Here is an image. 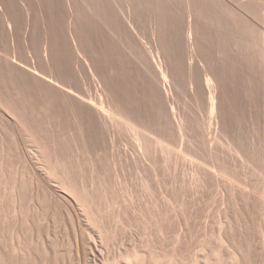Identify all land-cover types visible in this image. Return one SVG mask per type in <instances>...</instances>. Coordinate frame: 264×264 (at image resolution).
I'll list each match as a JSON object with an SVG mask.
<instances>
[{"label": "rangeland", "instance_id": "374dc122", "mask_svg": "<svg viewBox=\"0 0 264 264\" xmlns=\"http://www.w3.org/2000/svg\"><path fill=\"white\" fill-rule=\"evenodd\" d=\"M263 16L264 0H0V264H264ZM50 139L62 176L105 193L99 230L45 168Z\"/></svg>", "mask_w": 264, "mask_h": 264}, {"label": "bare ground", "instance_id": "6f19581e", "mask_svg": "<svg viewBox=\"0 0 264 264\" xmlns=\"http://www.w3.org/2000/svg\"><path fill=\"white\" fill-rule=\"evenodd\" d=\"M263 18H264V16H263ZM2 98H3V97H2ZM4 99H5V98H4ZM4 99H3V100H4ZM0 100H1V102H2V99H0ZM4 102H6L5 105L7 106L9 103H11L10 105H12V103L14 102V100H11V102H9L8 104H7V102H8L7 99L4 100ZM4 102H3V103H4ZM14 104H15V103H14ZM14 104H13V105H14ZM13 105H12V107H10V108H9V106H7V107L9 108V110H11V108H12V109H15L16 106H17V107L19 106V105H17V103L15 104V105H16L15 107H14ZM19 108H20V107H18V109H19ZM18 109H15V110H13V111L15 112V111L18 110ZM20 109H21V108H20ZM20 109H19V110H20ZM23 110H24V109L15 112L16 117H18V120H19L20 118L23 119V118H25V117H26V118H29V117L26 116V114H22L23 117H22V116L19 117V114H18L17 112L20 113V112L23 111ZM26 111H27V110H26ZM11 112H12V110H11ZM12 113H13V112H12ZM20 120H21V119H20ZM23 120L26 121L27 123H29L28 120H30V119H28V120L23 119ZM35 120H36V119H35ZM37 121H39V119H38ZM41 121H42V120H41ZM41 121H39V122H38L39 124H36V125L41 126L40 124H42V123H43V125H44V122H41ZM21 122H22L21 124H23V121H21ZM26 122H24V123H26ZM40 122H41V123H40ZM35 123H36V122H35ZM26 125H27V124H26ZM31 125L34 126L32 121H31ZM31 125H30V126H31ZM36 125H35L34 127L30 128V130L32 129V131H33V130L35 131L36 129H40V127L37 128L38 126L36 127ZM45 125L47 126V123H45ZM45 125H44V126H45ZM48 125H50V123H48ZM21 126H22V125H21ZM23 126H24V124H23ZM27 126H29V125H27ZM44 126H42V127L44 128ZM25 127H26V126H25ZM35 127H36V129H34ZM22 128H23V127H22ZM27 128H29V127H27ZM46 129H47V127L45 128V130H46ZM27 130H28V129H27ZM30 130H29V132H31ZM45 130L43 131V130L40 129L41 132L43 131L42 133H44ZM25 131H26V130H25ZM47 131H48V130H46L45 135H46L47 138H48V135H47V134H50V130L48 131L49 133H48ZM26 132H27V131H26ZM36 132L38 133L39 130H38V131L36 130V131L34 132L35 135H37ZM41 132H39V134H40ZM34 133H33V134H34ZM27 134H28V133H27ZM30 134H32V132H31ZM30 134H29V135H30ZM223 134H224V133H223ZM29 135H28V138H29ZM43 135H44V134H43ZM224 136H225V135H224ZM33 137H34V135H33ZM33 137H32V139H33ZM35 137H36V136H35ZM49 137H50V136H49ZM36 138H37V137H36ZM44 138H45V136L43 137V139H44ZM226 138H228V137L226 136ZM37 139H38V138H37ZM53 139H54V138H53ZM53 139H52V140L50 139V140L53 141ZM30 140H31V139H30ZM34 140H35V138H34ZM59 140H60V139H59ZM227 140H228V141H229V140L233 141V139H231V138H230V139H229V138L226 139V141H227ZM31 141H32V140H31ZM35 141H37V140H35ZM54 141H55V139H54ZM54 141H53V142H54ZM228 141H227V142H228ZM32 142H34V141H32ZM38 142H39V141H38ZM38 142H37V144H38ZM44 142H45V141H44ZM53 142H52V143H53ZM227 142H226V143H227ZM233 142L235 143V141H233ZM238 142H239V140H238ZM34 143H36V142H34ZM52 143H51V144H50V143H48V144L45 143L46 145H42V146H41V147H42V148H41V149H42V152H43V151L46 152V156H45V158H43V160H45V162H44V163H45V164H44V165H45V168H48L49 166H50V167L52 166V167H51V172H53V170H57L55 173H56V174H59V176H57L56 174H55L56 176H55V175H54V176L57 177V178L62 177V180H59L60 183H62V181H64V182L66 181V184L68 183V186L65 187V189H67V190H68V189L71 190V191L68 190L70 194L73 193L72 191L76 192L77 189H78V190L80 189L81 191L83 190L82 193H79V191H77V193H78L77 195L81 196L82 201L84 202V203H82L84 207L81 205V206L83 207V209L85 208V206L87 207V212H86L87 214H86V215H88V220L90 221V222H88V221H87V222H88V223H91V224H95V222H97V217H98V219H99V218H100L99 215L103 213V212L99 213V210H100L102 207H100V206H98V205L103 204V203L100 204V202L105 201V200L107 199L105 195L103 196V194H105V193L102 192L103 194H101L102 197H105V198H106L105 200L102 199L101 196H99V197H101V198H98V195L100 194L99 192H96V193H98V194H97V197H96V193H95V195L93 194L92 196H89V195H91V194H89L90 191L86 192V189H85V188H87V187H85V186L83 187L82 185H81V186H82V187H81V186H78L77 184H73V183H75V181L73 180V178H72L71 176L66 175V174L64 173L65 178H66L67 176H69V177L72 178V180H70V178H68V177H67V179H69L70 183L67 181V179H64V180H63V177H64V176H62V175L60 174V170H59V168H61L62 166H63V168H64V167L66 168L67 165H65V164H67V163H65V160H64V158H63L62 156H61L62 159L60 158L59 155H62V154H59V155H58V153H59V151H60V150H58V149H59L60 147H62V146H60L59 142L57 141L56 143H58L59 145H56V143L54 142V143H55L54 145H56V147H57V148H55L54 146H52V145H53ZM234 143L231 142V144H232V146H233L232 149L235 148V149H233V150H237V147H239V146L241 145V143L237 146L238 143L236 142V143H235V144H236L235 147H234V145H235ZM242 143H243V142H242ZM39 144H40V142H39ZM39 144H38V145H39ZM231 144H230V145H231ZM48 145H49V146L51 145L52 150H55V149L58 150V151H57V150L54 151V153L57 152V153H56V154H57V157H53V156H55L56 154L54 155V153H53V155H52L51 152H49V149H46V146H48ZM226 145H227V147L230 146L229 143L226 144ZM242 146H243V144H242ZM242 146H240V147H241V150H242V148H243ZM37 147H38V146H37ZM39 147H40V146H39ZM58 147H59V148H58ZM240 147L238 148L237 151H241V150H239ZM244 147H245V146H244ZM39 149H40V148H39ZM230 149H231V148H230ZM230 149H229V150H230ZM232 149H231V150H232ZM233 150H232V151H233ZM243 151H245V150H243ZM243 151H241L242 154L245 153V152H243ZM38 152H39V151H38ZM52 152H53V151H52ZM61 152H62V149H61ZM228 152H229V151H228ZM236 153H238V152H235L234 154L236 155ZM239 153H240V152H239ZM39 154H40V153H39ZM231 154H233V152H232ZM234 154H233V156H235ZM248 154H249V153H248ZM40 155H41V154H40ZM237 155H239V154H237ZM248 160H249V158H248ZM259 160H260V161L257 162V164H256L255 161H254V163H255L256 165L259 164L260 166H261V165L263 166V164H262V162H261L262 159H259ZM66 161H67V160H66ZM262 161H264V160H262ZM41 162H42V161H41ZM250 162H251V160H250ZM260 162H261V164H260ZM42 163H43V162H42ZM68 163H69V162H68ZM263 163H264V162H263ZM46 164H47V165H46ZM256 165H255V166H256ZM259 165H258V166H259ZM46 166H48V167H46ZM53 166H54L55 168H58V169H52ZM56 166H57V167H56ZM58 166H60V167H58ZM69 166H70V164H69ZM47 171H48V170H47ZM58 171H59V172H58ZM66 171H67V173H69V172H68V171H69L68 167H67V169H65L64 172H66ZM49 173H50V172H49ZM61 173H62V172H61ZM53 174H54V172H53ZM69 174H70V173H69ZM60 175H61V176H60ZM70 175H71V174H70ZM52 176H53V175H52ZM71 181H72L73 183H71ZM70 185H71V186H70ZM74 185H75V186L77 185V186L75 187ZM63 186H64V184H62V187H63ZM73 187H74V188H73ZM77 187H78V188H77ZM63 188H64V187H63ZM75 188H76V190H75ZM84 189H85V192H84ZM67 190H65V191H67ZM87 190H88V188H87ZM81 191H80V192H81ZM83 192H84V193H83ZM92 197H94V200H93V201L90 200V198L93 199ZM95 197H96V199H98V201L95 200ZM76 198H77V197H76ZM76 198H75V199H76ZM99 199H101L102 201H99ZM89 200L92 201V202H90ZM76 202H78V201H76ZM93 202H95L96 204H98L97 207H96V204L94 203V204H95V207H96L98 210H97L96 208H94V204H93ZM98 202H99V203H98ZM78 203H79V202H78ZM103 205H104V204H103ZM103 205H102V206H103ZM81 206H80V207H81ZM99 207H100V209H99ZM97 211H98V213H97ZM101 211H103V210L101 209ZM96 213H97V214H96ZM98 214H99V215H98ZM100 216H101V215H100ZM102 216H103V215H102ZM102 216H101V217H102ZM100 219H101V218H100ZM101 220H102V219H101ZM101 220L98 222L99 224L96 223V224H98V225L95 224V225H96L95 227H97L98 230H99V226H101V225H100ZM93 222H94V223H93ZM102 232L104 233L105 230L102 231ZM104 235H105V234H104ZM104 235H103V236H104ZM103 236H101V237H103ZM105 236H106V235H105ZM105 238H106V237H104V239H105ZM216 238H217V237H216ZM218 238H219V237H218ZM107 239H108V237H107ZM107 239H105V240H107ZM217 240H218V239H217ZM218 241H219V240H218ZM218 243L220 244V242H218ZM211 248H212V247H211ZM213 249H215V248L213 247ZM208 250H209V249H208ZM208 250H207V252H208ZM217 250H218V249H217ZM213 252H214V250H213ZM218 252H219V251H218ZM209 253H210V251H209ZM89 255H90V254H89ZM197 255H198V254H197ZM207 255H209V254H207ZM93 256H94V255H93ZM91 257H92V256H91ZM86 259H87V258H86ZM88 259H89V258H88ZM212 259H213L212 255H209V256L205 257L204 259H202V258L199 257L198 260H197V261H198L197 264H219V262L215 261L216 259H213V260H212ZM91 260H92V259H91ZM88 261H89V260H87V262H88ZM92 263H93V262H92ZM92 263H91V264H92ZM106 263H107V262H106ZM106 263H105V264H106ZM143 263H144V260H143L142 256H141V255L139 254V252L135 249V251L127 252V253L123 254L122 256H121V255H120V256L118 255V258H117V257H116V258H113V260L108 261L107 264H143Z\"/></svg>", "mask_w": 264, "mask_h": 264}]
</instances>
